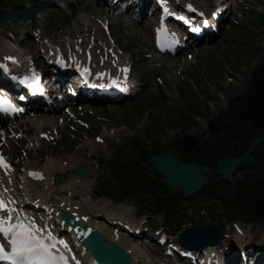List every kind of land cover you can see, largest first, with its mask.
I'll return each instance as SVG.
<instances>
[{
	"label": "rangeland",
	"instance_id": "obj_1",
	"mask_svg": "<svg viewBox=\"0 0 264 264\" xmlns=\"http://www.w3.org/2000/svg\"><path fill=\"white\" fill-rule=\"evenodd\" d=\"M25 1L29 0L7 1L0 7V52L6 54L15 52L21 56L35 57L42 67V47L51 42L65 48L73 47L75 44L85 45L86 42H95L91 44L92 46L86 44L92 47V53H98L103 48L112 50L114 45L110 36L101 35L103 32L101 24L106 20L111 21L114 22L111 29L114 39L118 41L122 49L129 51L126 54H120V58L124 62L130 61L133 64L134 78L138 81L139 92L132 101L126 103L95 106L94 109L98 110L95 113L91 112L95 116L87 113L82 118L78 115L82 121L80 124L82 131L90 134L85 140L79 141L81 135L77 136V134L81 129L73 130L74 124L68 127L70 121L68 125H64L68 127L67 130L57 122L53 126L57 127L62 136L56 145L51 144L43 151H35L40 146L39 138L35 137V127L34 129L27 127L34 118L30 116L19 122L21 130L26 133L25 140L14 139L11 142L12 145L5 144L6 149L10 147L11 151L8 150V152L18 164V185L24 184L22 175L25 169H39L49 176L48 179L52 185H49L47 181L31 183L29 186L33 195L37 194L53 202L67 198L71 204L81 206L83 213L100 212L111 219L125 221L135 227H142L143 223H146L144 227L148 231L144 232L155 238L157 236L154 232L163 230V227L173 229L172 225L164 224L162 217L140 215L139 210L131 202L116 204L103 197L101 189L108 188L111 180L106 175L105 164L127 144L134 145L135 142L143 141L149 136L164 148H167L174 140L184 139L189 135L197 137L203 144L211 137L209 126L213 121H217L218 125L229 122L227 115L232 112L230 107L232 101L246 93L253 74L264 65V0H241V2L227 0L222 9L229 6L227 3L231 2L233 10L228 12V22H223L224 29L221 36L211 45L192 49L184 56L175 58H161L155 55L152 27L149 29L150 24L147 23L145 15H138L137 10L124 13L123 9L117 12L120 4L114 9H111L109 5L114 0H69L72 8H68L65 3L59 1V12L54 11L55 8L39 7L29 17L17 18L23 13ZM198 1L206 5L218 2V0ZM231 11H236L235 15ZM106 12H108L107 15ZM84 19L88 20L84 21ZM143 19L145 20L140 23ZM89 24H92L91 28H88ZM147 29L150 31L149 36L145 35ZM79 39L85 42L77 43ZM107 42L112 45H108ZM115 51H117L116 48ZM189 54H192L193 59ZM194 104L200 108L198 119L191 128L186 129L180 121V110L182 107L186 108ZM238 110L243 115L247 114L245 109ZM97 136L105 141V144L99 143L100 147L95 146L98 144ZM90 141L95 142L88 146ZM35 142L39 145L38 147L35 146ZM85 146L89 150L78 154ZM56 165L57 168L50 169ZM77 166H84L95 175L91 193L86 190L85 193L75 190H80L79 182L83 179L75 173ZM145 167L148 171L152 169L147 164ZM253 169L255 171L256 168ZM54 174H60L64 181L55 182ZM243 176L244 171L232 180H239ZM1 183L7 192L15 196L21 195V190L12 186L6 178L2 179ZM71 183L73 187L68 188ZM50 186L52 187L49 188ZM87 199L89 203L85 202ZM106 201L109 204L105 205ZM201 202V197L198 196L185 200V206L188 207L193 220H190L187 225L190 226L193 222L203 224L214 219L223 226V234L230 236L232 225L224 217L221 204L218 201H211L209 205L214 206L210 210L211 213L202 211L200 214L202 217H199L195 211L206 205ZM84 219L87 223L105 226L110 229V232H114L112 227L106 226L103 219L97 221L93 218ZM244 225L249 227L246 231L247 243L264 246V223ZM118 238L115 240L121 241L124 248L128 249L135 244L145 250L148 258L138 257L137 264L176 263L173 260L167 261L164 249L159 247L155 240L145 246L144 242H135L124 233ZM171 238L177 240V236ZM237 241L234 247L238 246L237 249H239V240ZM233 243V239H229L227 242H222L221 246L229 247Z\"/></svg>",
	"mask_w": 264,
	"mask_h": 264
},
{
	"label": "trees",
	"instance_id": "obj_2",
	"mask_svg": "<svg viewBox=\"0 0 264 264\" xmlns=\"http://www.w3.org/2000/svg\"><path fill=\"white\" fill-rule=\"evenodd\" d=\"M7 0H0V5ZM251 92L247 98L236 100L235 106L248 108L253 107V113L246 116V122L264 121V66L254 75L250 84ZM192 111V110H191ZM184 123L189 125L194 121L190 112L183 113ZM242 118H234L232 121L239 128ZM244 139L242 145H247ZM174 150L180 157H190L195 161L211 165L215 159L214 154L219 153L223 156L233 154V146L223 145L217 150L212 146L211 151L205 149L191 150L185 145L176 146ZM152 153L160 151V145L154 143ZM150 152L144 147L137 146L131 156L116 158L108 164L109 172L116 182V194H109V197L116 201H134L141 210L161 214L169 221L179 222L183 216V208L177 205L174 197L175 192L161 185L158 180L150 178L146 171L141 167V163L149 161ZM264 160V157L261 158ZM210 197L213 195H224L225 205L230 206L236 211H241L252 221H262L264 219V174L257 177L253 182L240 184L232 188L228 183H220L205 190L204 194Z\"/></svg>",
	"mask_w": 264,
	"mask_h": 264
},
{
	"label": "water",
	"instance_id": "obj_3",
	"mask_svg": "<svg viewBox=\"0 0 264 264\" xmlns=\"http://www.w3.org/2000/svg\"><path fill=\"white\" fill-rule=\"evenodd\" d=\"M190 140V138L188 139ZM261 139L253 142L251 150L261 143ZM195 145V144H192ZM245 158H237L231 161H220L218 164L219 174L230 176L235 173L237 167ZM249 163L252 160H248ZM157 172L163 175L162 183L169 188L179 189L186 195H194L198 193L207 181L206 174H211L212 170L207 167L200 168L198 164L185 163L179 160L172 153H164L154 156L151 161ZM79 174L87 177L91 175L84 169L80 168L77 171ZM230 222L236 221V216L228 212ZM67 220L71 219L67 216ZM72 222V221H71ZM87 229L86 227H83ZM84 234V232H82ZM221 239L220 229L218 226L195 227L187 230L181 235V244L191 250H202L207 246H216ZM84 244L95 253V255L109 264H131L132 258L126 251L105 239L94 231L92 238L87 241L84 235L82 236Z\"/></svg>",
	"mask_w": 264,
	"mask_h": 264
},
{
	"label": "bare ground",
	"instance_id": "obj_4",
	"mask_svg": "<svg viewBox=\"0 0 264 264\" xmlns=\"http://www.w3.org/2000/svg\"><path fill=\"white\" fill-rule=\"evenodd\" d=\"M126 3H127V7H128V9L130 10V11H132V10H134V9H138L140 12L141 11H143V7H138L136 4H135V2L134 1H132V0H124ZM148 0H142V2H147ZM185 1H187V0H185ZM219 2H220V4L221 3H224V1L225 0H218ZM227 1V0H226ZM113 8H115V6H112ZM201 7H205V6H202L201 5ZM231 10H233V8L231 9ZM235 12L236 11H231V13H233L234 15H235ZM106 13H108V12H106ZM222 18H224L225 16L224 15H222L221 16ZM150 29V28H149ZM149 29H147L146 30V33H145V35H148L149 36V34H150V31H149ZM147 36V37H148ZM151 37V36H150ZM92 43V42H91ZM95 43V42H94ZM93 43V44H94ZM88 49V48H87ZM72 54H73V51H72ZM74 55H76V54H74ZM103 56V55H102ZM96 57V56H95ZM71 58V57H70ZM97 58V57H96ZM39 103H42L43 104V101H40ZM96 103V102H95ZM98 105H100L101 106V104H98ZM87 110L88 111H90V112H93V113H95L97 110H95L94 109V107H87ZM61 117H57L56 115H54V117H50V116H41L40 118H39V120H37V122L36 123H34V121L32 122V124L33 125H35V124H39L40 123V125H43V127H44V129H43V131L44 132H41L42 133V135L43 136H45L46 137V134H45V129H53L54 128V124H56L57 122H59L60 124H62L63 126L64 125H66L67 123H68V121H69V119L68 118H65L62 122H60L61 121V119H60ZM50 123H52V125L50 124ZM48 124H50V125H48ZM48 125V126H47ZM68 125V124H67ZM65 127V126H64ZM36 128H37V130L39 131V127H37L36 126ZM67 126L65 127V130H67ZM64 131V130H63ZM73 132V131H72ZM40 134V132L39 133H37L36 135H39ZM64 134V133H63ZM81 135V137L79 138V141H82V140H80V139H86L90 134H87V133H85V132H83L82 130H79L78 131V134H77V136H80ZM94 142L95 141H90V143H88V146H90V144L91 145H93L94 144ZM38 143H39V145L40 146H43V148H42V151L44 150V148H46V147H48V146H50L48 143H46L45 141H44V139L42 140V139H40L39 138V140H38ZM96 143H98V142H96ZM82 145H83V143H81ZM85 145V144H84ZM83 145V146H84ZM87 146V145H86ZM82 147L81 148V150L78 152V154L79 153H84L88 148L87 147ZM95 146H97V147H100V144L98 143V144H95ZM96 148V147H95ZM89 150V149H88ZM56 167H57V165H56ZM56 167H54V168H50V169H55ZM6 169L8 170V168L6 167ZM9 171V170H8ZM78 182H76V184H77ZM27 184H31V182L29 181V180H26V185ZM79 184H80V186H81V188H80V190L78 189V191H80V193H85L86 191L87 192H91L92 190H93V184H94V180L92 179V180H84V181H81V182H79ZM67 187V186H66ZM73 187V183H71V185H69L68 186V188H72ZM74 187H75V185H74ZM86 190V191H85ZM70 191V190H69ZM7 195V194H6ZM7 198L8 199H10V200H12V202H13V208L15 207L14 206V202H15V199H13V198H11L9 195H7ZM36 198H38L37 200L41 203V204H43V205H41V206H43V208H45V210H47V211H49V212H51L52 211V206H51V204H49V203H47L46 202V200L45 199H42V198H39L38 196L36 197ZM90 201H89V199H87V201H86V203H89ZM105 203V205H107V204H109V202H104ZM15 214H18V216H20V217H24V216H26V214H23L22 213V211H21V207H19V208H16V210H13L11 213H9L7 216L8 217H11V218H14V217H16L15 216ZM31 220L34 222V224H37V223H39V220L35 217V216H31ZM99 230H101L104 234H106V236H108L109 237V239L110 240H113L114 238L112 237V236H110L109 234H107L106 232H105V230H103V228L101 227V228H99L98 226H96ZM45 229H47L48 231H51V229L50 228H48V227H46L45 226ZM57 235V234H56ZM122 242L120 241L119 242V244L121 245V246H123V244H121ZM124 247V246H123ZM127 249V248H126ZM127 250H131V252H132V255H133V257L134 258H138V257H141V258H148L147 256H146V252H145V250L144 249H142V248H140L139 246H137V245H135V244H133L132 245V247L130 246V248H128ZM203 255H208L209 257L211 256V254H210V250L208 251V253H204ZM86 257H87V259L88 260H93L92 258H91V256H90V254L89 253H87L86 254ZM207 257V256H206ZM208 257V259H206L207 260V263L208 264H211V262H212V260L210 259ZM137 264V263H136Z\"/></svg>",
	"mask_w": 264,
	"mask_h": 264
}]
</instances>
